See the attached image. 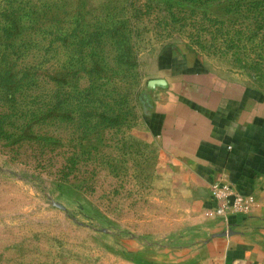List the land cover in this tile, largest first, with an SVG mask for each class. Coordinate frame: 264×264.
<instances>
[{"label": "rangeland", "instance_id": "1", "mask_svg": "<svg viewBox=\"0 0 264 264\" xmlns=\"http://www.w3.org/2000/svg\"><path fill=\"white\" fill-rule=\"evenodd\" d=\"M203 71L264 99V0H0V264L201 245L197 184L151 108Z\"/></svg>", "mask_w": 264, "mask_h": 264}, {"label": "crops", "instance_id": "2", "mask_svg": "<svg viewBox=\"0 0 264 264\" xmlns=\"http://www.w3.org/2000/svg\"><path fill=\"white\" fill-rule=\"evenodd\" d=\"M192 77L171 102L151 108L156 135L183 160L200 193L205 241L178 264H264V99L216 85L210 72ZM223 184L243 196L244 211L214 212L221 202L210 191Z\"/></svg>", "mask_w": 264, "mask_h": 264}, {"label": "built area", "instance_id": "3", "mask_svg": "<svg viewBox=\"0 0 264 264\" xmlns=\"http://www.w3.org/2000/svg\"><path fill=\"white\" fill-rule=\"evenodd\" d=\"M210 193L215 199L221 202L220 205L214 209L216 214L240 212L246 209L243 196L233 192V190L225 184L221 186H212ZM230 196H232L231 199L229 198Z\"/></svg>", "mask_w": 264, "mask_h": 264}]
</instances>
